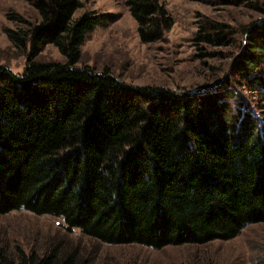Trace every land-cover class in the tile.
<instances>
[{
  "label": "trees",
  "instance_id": "16d2710c",
  "mask_svg": "<svg viewBox=\"0 0 264 264\" xmlns=\"http://www.w3.org/2000/svg\"><path fill=\"white\" fill-rule=\"evenodd\" d=\"M22 1L40 20L6 29L12 46L29 53L22 73L0 65V215L51 216L105 244L155 250L230 241L264 223V137L242 97L136 86L107 67H78L87 35L111 17L75 18L80 0ZM126 6L143 43L172 27L158 0ZM247 34L236 66L264 91V24ZM47 45L66 62L37 61ZM90 260L63 242L42 253L0 242V264Z\"/></svg>",
  "mask_w": 264,
  "mask_h": 264
},
{
  "label": "rangeland",
  "instance_id": "374dc122",
  "mask_svg": "<svg viewBox=\"0 0 264 264\" xmlns=\"http://www.w3.org/2000/svg\"><path fill=\"white\" fill-rule=\"evenodd\" d=\"M158 1L172 18V27L161 40L143 43L126 0H80L75 18L84 14L111 18L87 35L77 66L88 65L98 71L107 67L120 80L136 86L190 93L233 90L246 102L247 106L240 108L259 122L258 134L264 137V91L252 86V76L241 75L236 66L239 56L250 48L248 27L264 24V0ZM13 14L27 24L10 20L8 16ZM39 20L28 3L0 0V65L14 73L24 71L29 49L26 54L16 50L6 29L26 30L29 23ZM200 33L210 34V40L202 41ZM216 35L225 40L220 42ZM35 59L66 62L53 45H47ZM0 242L10 251L18 246L40 253L63 242L65 249L77 248L92 264H264V223L247 226L230 241L155 250L141 245L105 244L78 229L69 231L59 218L17 211L0 215Z\"/></svg>",
  "mask_w": 264,
  "mask_h": 264
}]
</instances>
